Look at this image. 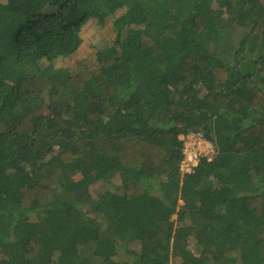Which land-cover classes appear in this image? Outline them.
Returning a JSON list of instances; mask_svg holds the SVG:
<instances>
[{"label": "trees", "instance_id": "16d2710c", "mask_svg": "<svg viewBox=\"0 0 264 264\" xmlns=\"http://www.w3.org/2000/svg\"><path fill=\"white\" fill-rule=\"evenodd\" d=\"M0 264H264V0H0Z\"/></svg>", "mask_w": 264, "mask_h": 264}, {"label": "rangeland", "instance_id": "374dc122", "mask_svg": "<svg viewBox=\"0 0 264 264\" xmlns=\"http://www.w3.org/2000/svg\"><path fill=\"white\" fill-rule=\"evenodd\" d=\"M112 21L109 20L106 26H100L97 20H89L86 26L83 29V38L84 44L81 50L74 56L67 58L65 60H60L57 62L58 67H71L73 66L74 62L80 58L85 57V55L93 50H101L106 47H109L115 40L116 33L112 27ZM118 180V179H117ZM118 184L119 182L116 181ZM102 190V185L93 188L94 194H99V191ZM182 204V202H181ZM172 220L174 222L177 221V216H173ZM191 248L195 253H197L198 248L194 240H191ZM138 245L129 246L128 250L124 251L121 249L119 251L122 260H129L130 257L128 251H138Z\"/></svg>", "mask_w": 264, "mask_h": 264}, {"label": "built area", "instance_id": "2783aa9c", "mask_svg": "<svg viewBox=\"0 0 264 264\" xmlns=\"http://www.w3.org/2000/svg\"><path fill=\"white\" fill-rule=\"evenodd\" d=\"M214 154L213 145L202 134H190L184 138L181 173L188 175L194 172L200 161L207 159L212 161Z\"/></svg>", "mask_w": 264, "mask_h": 264}]
</instances>
